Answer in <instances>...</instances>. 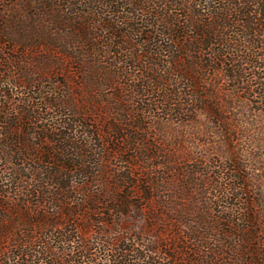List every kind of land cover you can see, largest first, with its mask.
I'll list each match as a JSON object with an SVG mask.
<instances>
[{
	"label": "trees",
	"instance_id": "trees-1",
	"mask_svg": "<svg viewBox=\"0 0 264 264\" xmlns=\"http://www.w3.org/2000/svg\"><path fill=\"white\" fill-rule=\"evenodd\" d=\"M33 50L47 68L62 72L65 65L81 83L111 89L124 113L105 128L92 113L76 110L55 119L50 112L63 110L59 100L29 81L35 67L25 54ZM263 62L264 0H0V264H99L104 258L110 264H163L130 249L126 237L115 249L101 234L91 245L86 224L118 226L135 201L152 211L164 206L158 191L163 178L171 180L164 168L176 158L162 162L163 144L147 143L149 133L138 119L158 113L183 125L212 126L223 137L228 162L200 164L226 171L229 184L215 204L232 207L222 211L229 214L226 223L240 230L241 243L250 247L245 254L264 264L257 258L261 251L252 249L254 203L245 198L241 219L233 214L235 202L248 196L250 177L223 116L228 95L257 109ZM119 156L127 168L113 165ZM181 176L195 181L203 175L194 169ZM173 203H167L172 216ZM100 210L104 217L92 219ZM95 245L106 248L93 252ZM170 256L167 264L185 260Z\"/></svg>",
	"mask_w": 264,
	"mask_h": 264
},
{
	"label": "rangeland",
	"instance_id": "rangeland-1",
	"mask_svg": "<svg viewBox=\"0 0 264 264\" xmlns=\"http://www.w3.org/2000/svg\"><path fill=\"white\" fill-rule=\"evenodd\" d=\"M35 52L38 51L33 50L25 54L26 61L31 68L35 67L34 76L29 81L36 83V91L53 93L54 97L59 100L63 110L52 109L50 112L55 119L61 113L76 110L82 113H92V120H96L100 127L105 128L107 126L105 123L109 124L110 118L118 116V113H124L120 110L118 100L112 96L111 89L106 91L107 89L98 88L92 84L81 83V80L76 78L74 69L65 65L62 67V72L59 71L60 67L47 68L39 62ZM262 66L263 68L257 70V73L264 74V62ZM40 73L45 75H39ZM226 85L225 89L228 91L231 84L226 83ZM116 86H120V83L114 87ZM238 96L243 98V92H239ZM236 99V94L234 98L228 95L226 98L228 108L223 116L230 121L231 134L235 137L234 144H232L234 153L246 166L250 178L247 183L248 196L243 195L242 200L235 202L236 207H234L233 214L235 219H241L240 214L245 208V200L248 199L249 203H254L249 204V209L255 213L257 221V226L252 229L257 234L252 249H259L262 254L257 258L264 260V96L257 98L259 103L257 109H254L251 103L246 104ZM129 109L130 116L136 118L138 115L136 111L130 107ZM158 114H145L138 119L142 120L143 127L149 133L147 143L163 144L161 149L166 159L163 158L162 162L171 161L169 160L171 156L176 158L175 165L169 164L172 169L164 168L166 173L164 176L171 180L167 181L163 178L165 185H162L158 191L159 201H162L164 206L162 209L158 208L157 212L149 210V205L146 203L135 201L137 206L130 209L128 215L121 219L118 226L114 225V227L92 223L91 220L86 223L87 220L83 219V223L91 224L87 232V240L92 245L97 235L101 234L103 239L112 240L111 246H115L112 247L115 249L118 243L123 241V237H126L129 239L126 243L130 249L148 255L163 264L168 263L166 259H170V255L185 259L184 262L179 260L180 264H197L195 261L207 264L208 260L218 264H249V260L253 258L245 253L250 247L241 243L240 230L226 223L225 218L229 214L222 213L232 207L225 203L222 207H220L221 203L215 204L222 197L218 191L222 193V190L228 187L229 181L223 174V172L226 174V171L213 164L201 165L206 160L214 161V164L217 161L220 166L228 162L229 155L226 153L223 137L212 126L198 128L194 124L183 125L175 117L166 116L163 113ZM89 140L93 150H98L99 147L94 139ZM249 156L256 157L257 161L250 162ZM124 160V157L119 156L118 159L113 160V165L125 169L128 165ZM177 161L180 166L174 173V169L178 166ZM194 169H198L203 176L197 177L195 181H191L190 176L187 178L181 176L183 172L190 175ZM3 176V183H6L7 177L5 178V174ZM203 190H206V193ZM172 201L177 211L174 216L171 214V207L167 204ZM189 212H191L190 215L187 214ZM101 213L104 211L100 210V215H91V218L101 220L104 217ZM180 214L184 216L181 217ZM240 225L247 226L245 222ZM220 229L230 231L231 234L227 236ZM201 235L202 238H200ZM95 247L93 252L98 253L106 248L102 245H95ZM183 247L191 248L187 250ZM180 251L183 253L180 254ZM97 262L110 264L105 258ZM134 263L139 262L135 260ZM253 264H256L254 259Z\"/></svg>",
	"mask_w": 264,
	"mask_h": 264
}]
</instances>
